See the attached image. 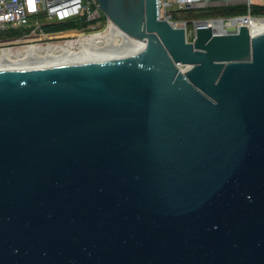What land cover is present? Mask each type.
Masks as SVG:
<instances>
[{"label": "water", "instance_id": "obj_1", "mask_svg": "<svg viewBox=\"0 0 264 264\" xmlns=\"http://www.w3.org/2000/svg\"><path fill=\"white\" fill-rule=\"evenodd\" d=\"M98 1L134 52L0 69V264H264V30Z\"/></svg>", "mask_w": 264, "mask_h": 264}, {"label": "built area", "instance_id": "obj_2", "mask_svg": "<svg viewBox=\"0 0 264 264\" xmlns=\"http://www.w3.org/2000/svg\"><path fill=\"white\" fill-rule=\"evenodd\" d=\"M158 2L160 17L168 19L175 26H184L187 33L188 30L196 31L200 24L211 25L214 32H230L238 30L242 24H247L249 17L264 16L252 12L254 0H247L248 11L245 13L194 18H188L183 14L193 8L205 6L208 0H158ZM258 3L264 4V0H259ZM104 13L98 0H0V30L11 27L28 29V33L21 36L36 31L48 36L47 44H55L59 42H51L49 39L58 31H47L44 28L45 22L84 15L91 21L89 27L98 28L104 23ZM96 31L83 35H91ZM72 39L75 38H66L62 43Z\"/></svg>", "mask_w": 264, "mask_h": 264}, {"label": "bare ground", "instance_id": "obj_3", "mask_svg": "<svg viewBox=\"0 0 264 264\" xmlns=\"http://www.w3.org/2000/svg\"><path fill=\"white\" fill-rule=\"evenodd\" d=\"M251 31L264 30V16L249 17ZM108 31H96L91 35L75 37L67 43H32L14 49L0 47V69L12 66H47L72 61H93L107 57H125L137 49L140 40L125 32L114 21ZM52 42V41H51ZM54 42V41H53Z\"/></svg>", "mask_w": 264, "mask_h": 264}, {"label": "trees", "instance_id": "obj_4", "mask_svg": "<svg viewBox=\"0 0 264 264\" xmlns=\"http://www.w3.org/2000/svg\"><path fill=\"white\" fill-rule=\"evenodd\" d=\"M248 11L247 4L244 2L241 3H231V4H215V5H205L200 6L197 8H193L185 12L183 15L188 18L194 17H205L210 15H229V14H236V13H245ZM252 12L254 14H264V4L255 3L252 6ZM107 15L104 13L103 20L104 22L107 20ZM90 20H87L84 15L69 17L65 20H53L47 21L44 24V28L47 31H58L57 33L64 34H73L77 33L70 29L72 28H88L90 24ZM28 32V29L24 28H7L0 30V38L4 36H16L21 35L23 33Z\"/></svg>", "mask_w": 264, "mask_h": 264}, {"label": "rangeland", "instance_id": "obj_5", "mask_svg": "<svg viewBox=\"0 0 264 264\" xmlns=\"http://www.w3.org/2000/svg\"><path fill=\"white\" fill-rule=\"evenodd\" d=\"M255 3H257L259 0H254ZM240 2H247V0H240ZM108 23H112V20L110 19H107L106 22H104L102 24V26L98 27V28H91V27H88L87 29L86 28H72L70 29L73 30V31H76L77 33H73V34H64L62 35V33H55L53 34V38L52 39H49L50 41H54V42H63L66 38H75V37H80V35L82 36L83 34L85 33H88V32H92V31H96V30H102V31H108L106 29H108L107 25ZM109 24V26H110ZM107 27V28H106ZM28 33V32H27ZM25 34V33H23ZM195 30H188V38L190 40H193L194 39V36H195ZM22 35V34H21ZM16 35V36H4L2 38H0V47L2 46H11L12 48L14 47V49H17L18 47L19 48H22V47H25L26 45L28 44H32V43H43V44H47V41H48V36L46 37L44 34H41L39 32H32L31 34L29 35Z\"/></svg>", "mask_w": 264, "mask_h": 264}, {"label": "crops", "instance_id": "obj_6", "mask_svg": "<svg viewBox=\"0 0 264 264\" xmlns=\"http://www.w3.org/2000/svg\"><path fill=\"white\" fill-rule=\"evenodd\" d=\"M222 3L231 4V3H241V2L240 0H208L207 5H215V4H222Z\"/></svg>", "mask_w": 264, "mask_h": 264}]
</instances>
